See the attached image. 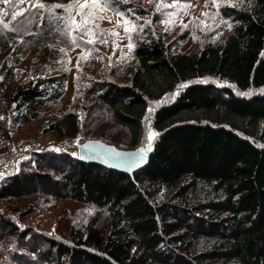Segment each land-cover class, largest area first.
Segmentation results:
<instances>
[{"label":"trees","instance_id":"16d2710c","mask_svg":"<svg viewBox=\"0 0 264 264\" xmlns=\"http://www.w3.org/2000/svg\"><path fill=\"white\" fill-rule=\"evenodd\" d=\"M231 4L218 9L223 37L178 50L186 34L169 39L152 6L114 0L135 25L120 60L96 48L112 40L100 21L106 44L63 34L58 17H80L73 0H0V142L43 119L60 143L152 152L134 176L60 145L13 163L0 176V264H264V0ZM75 49L106 62L99 76L70 66ZM70 86L68 106L50 110ZM52 199L67 205L49 232L30 219Z\"/></svg>","mask_w":264,"mask_h":264},{"label":"rangeland","instance_id":"374dc122","mask_svg":"<svg viewBox=\"0 0 264 264\" xmlns=\"http://www.w3.org/2000/svg\"><path fill=\"white\" fill-rule=\"evenodd\" d=\"M139 4L145 6H152L154 12L157 14L156 26L169 35V39H174L182 34H186L187 38L181 43L178 50L186 48H197L205 42L215 40L223 37L227 33L225 23L220 14L217 15L218 9L213 5L212 0H134ZM233 3V0H217L220 5L223 3ZM190 4L186 10H182V6ZM207 4V6H205ZM168 5V6H165ZM87 12V9H85ZM207 13V15H203ZM97 15L102 16L100 21L102 28L109 30L110 33H118L112 35L110 45L103 47L102 45L96 46L98 50L104 52L114 59L130 60L131 51L128 49V43H132L128 39L129 32L124 31L123 19L116 15V11L105 10L98 12ZM77 21L80 17L76 18ZM128 20V19H127ZM174 20L175 23H169ZM127 25L132 28V22ZM118 23L121 25L118 27ZM184 25H188L185 29ZM91 28H93L91 26ZM85 55L81 49L70 51V66L77 67V59ZM106 62L98 58H88L81 60L79 67H84L93 74L100 75L99 73L104 69ZM73 96V88L70 86L66 96L60 100L56 106L50 110H56L68 106ZM43 119L26 125L21 131L14 134V141L0 142V174H5L12 164L27 155L29 152L36 148L45 147L48 145H60L62 148L71 151H78L77 146L60 143L55 134L44 135L42 131ZM146 149V148H145ZM144 149V150H145ZM1 176V175H0ZM67 202L59 200H50L45 210L39 211L30 220L37 225L38 228L54 231L56 217L60 214Z\"/></svg>","mask_w":264,"mask_h":264},{"label":"snow or ice","instance_id":"6c2138e0","mask_svg":"<svg viewBox=\"0 0 264 264\" xmlns=\"http://www.w3.org/2000/svg\"><path fill=\"white\" fill-rule=\"evenodd\" d=\"M21 2L23 3L24 0H21ZM241 3L244 2V0H240ZM37 3H39V0H37ZM114 3V0H84L83 3L80 2V0H73V7H75V5H79V9L77 14L80 16V21L77 22L75 20V18L72 16V9H66V11H68L69 15L67 18L65 17H58V19L60 20H66V28L63 30V34L70 36L71 38V44L73 46H77L79 47L80 44H78L77 40L78 38L74 35H71L72 32L75 31H79L80 33H82V35L87 36L89 39L87 41H84V43L87 44H94L97 39L99 37H104L103 39H99V42L101 44H106L107 43V36L103 31L100 32H93L92 28L90 27V25L94 24L95 21L97 19H102V16L97 15L98 12H103L105 10H113L115 11V9H112V4ZM213 5L219 9L221 7V5L219 3H217V0H212ZM40 7H43V5H39ZM168 6V5H165ZM207 6V4L205 5ZM229 6H234L231 4V2H229ZM188 7H190V4H185L182 6V10H186ZM85 9H87V12H85ZM16 15H22V13H16L13 14L12 17H10L11 19H15ZM116 15L119 16L121 19L124 18V14L116 11ZM203 15H207V13H203ZM217 15H219V11L217 12ZM2 22V21H0ZM223 23L227 24V21H222ZM130 22L127 19H123V26H124V31L130 32L131 30H134L135 25H132V28L130 29L129 27H127V25ZM169 23H175L174 20L169 21ZM7 26V25H5ZM97 28L99 27V25H95ZM118 27H120L121 25L118 23L117 25ZM229 28H231V24L227 25ZM188 27V25H184V28L186 29ZM108 35H118V33H109ZM129 40H131V36L128 37ZM128 49L131 51L134 47V45L132 43H128L127 45ZM61 51H64V49H61ZM92 54V50L91 49H87L85 52V55H83L82 57H79L77 59V70L80 71V61L81 60H86L89 58V56H91ZM68 63H70V61H68ZM0 79H2V77H0ZM185 85H181L180 87H184ZM241 95H249V93H241ZM152 108H149V113L152 112ZM0 119H3V117H0ZM146 119H148V117H146ZM156 135H158L157 133H153V132H149L148 136H147V140L151 141ZM151 147V145L149 144V148ZM141 151L143 152L144 149H141ZM2 175V174H0Z\"/></svg>","mask_w":264,"mask_h":264},{"label":"water","instance_id":"95a60500","mask_svg":"<svg viewBox=\"0 0 264 264\" xmlns=\"http://www.w3.org/2000/svg\"><path fill=\"white\" fill-rule=\"evenodd\" d=\"M78 157L86 163H96L108 169L134 176L138 170L146 167L150 161L151 150L121 149L114 144L99 139H90L77 146Z\"/></svg>","mask_w":264,"mask_h":264}]
</instances>
